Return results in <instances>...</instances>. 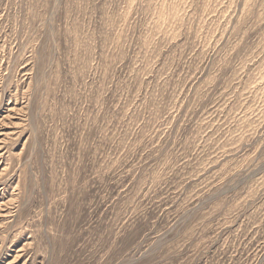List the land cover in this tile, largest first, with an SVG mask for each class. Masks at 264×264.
<instances>
[{
	"label": "rangeland",
	"instance_id": "374dc122",
	"mask_svg": "<svg viewBox=\"0 0 264 264\" xmlns=\"http://www.w3.org/2000/svg\"><path fill=\"white\" fill-rule=\"evenodd\" d=\"M0 264H264V0H0Z\"/></svg>",
	"mask_w": 264,
	"mask_h": 264
}]
</instances>
